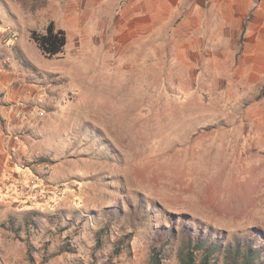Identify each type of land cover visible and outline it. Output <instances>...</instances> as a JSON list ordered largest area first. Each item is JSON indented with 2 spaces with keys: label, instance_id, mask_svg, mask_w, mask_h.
<instances>
[{
  "label": "rangeland",
  "instance_id": "374dc122",
  "mask_svg": "<svg viewBox=\"0 0 264 264\" xmlns=\"http://www.w3.org/2000/svg\"><path fill=\"white\" fill-rule=\"evenodd\" d=\"M11 1H0V67L33 73L44 99L21 133L38 188L18 204L38 215L7 218L0 264H152L155 247L163 264H183L184 230L217 242L207 264H232L236 242L264 256V56L243 55L254 42L201 39L173 0ZM60 2L87 5V22L101 4L102 34L80 40ZM7 11L23 15L17 30ZM49 20L68 37L55 58L31 39ZM146 25L166 37L149 51Z\"/></svg>",
  "mask_w": 264,
  "mask_h": 264
},
{
  "label": "crops",
  "instance_id": "0c3cea01",
  "mask_svg": "<svg viewBox=\"0 0 264 264\" xmlns=\"http://www.w3.org/2000/svg\"><path fill=\"white\" fill-rule=\"evenodd\" d=\"M4 1L12 2L11 0ZM168 1L170 0H142V4L147 10L160 9ZM173 2H176V6H179L180 12H186L182 23L190 26L192 33L195 31L201 35V39L211 41H237L243 39L247 42L251 41L254 42L253 45H244L243 55L264 56V48L261 45L264 41L263 0H173ZM60 4L65 11L73 9L74 13H70L69 20L72 23H78L77 34L80 40L87 38L96 40V35L100 36L102 34V22L99 18L101 16V4H99L97 11L94 10L92 22L89 20L87 22L88 11L90 12L87 5L83 4L79 8L61 2ZM12 6L14 9L17 8V5ZM75 10H79L78 15ZM5 15L7 22L13 28L23 23V15L19 12L10 15V12L7 11ZM147 15H149V12ZM19 17L22 20H19ZM147 25H149V19H147ZM159 25L160 22H158ZM109 26L111 38L117 40L118 24L110 21ZM131 28V24L128 26L124 23L121 25V32L127 33L128 30L131 31ZM7 31L12 33L11 30ZM9 36L10 34L7 35L8 38ZM143 38L146 41L147 51H149L150 40H166L164 30L161 33H151L149 26L143 31ZM9 40H12L11 37ZM28 76L35 77L31 72L0 67V254L2 255L7 247L4 227L7 218L14 215L15 212L22 211L21 209H28L27 212H29L32 207L28 204L25 206L26 208H19L18 199L23 197L20 193L13 192L17 191L15 183L19 180L34 183L32 176L34 170L29 165H21L20 155L30 147L31 139L21 133H24L28 127L33 126L31 120L35 117H31L34 115L31 114V107L44 99V86L38 80H28ZM25 199V203L32 200L31 196ZM3 258V261H6L5 257Z\"/></svg>",
  "mask_w": 264,
  "mask_h": 264
},
{
  "label": "trees",
  "instance_id": "16d2710c",
  "mask_svg": "<svg viewBox=\"0 0 264 264\" xmlns=\"http://www.w3.org/2000/svg\"><path fill=\"white\" fill-rule=\"evenodd\" d=\"M31 39L47 58L59 57V55L64 52L68 43L66 31L58 27L53 20L49 21L43 30H32ZM37 215L35 210H31L25 214V219L30 221V224H33ZM9 219L12 220L11 222L13 224L15 223L14 216H10ZM184 232L186 233L185 246L188 252L182 258L183 264H194V251L197 249L203 252L199 264H207L208 258L219 250L217 242H209L207 238L202 240L200 232L196 238L191 237V232L186 230H184ZM171 233H173V231ZM99 241L100 239L98 237L97 243H99ZM252 243L253 241H247L244 244H242V242H236V245L229 244L227 246V254L228 257L232 259V264H264L262 247L253 246ZM152 264H163L161 250L159 248H154Z\"/></svg>",
  "mask_w": 264,
  "mask_h": 264
},
{
  "label": "built area",
  "instance_id": "2783aa9c",
  "mask_svg": "<svg viewBox=\"0 0 264 264\" xmlns=\"http://www.w3.org/2000/svg\"><path fill=\"white\" fill-rule=\"evenodd\" d=\"M15 186L17 192L20 193L23 198L31 196V198L34 199L33 197L37 194L38 187L34 186L32 183H25L19 180L15 183Z\"/></svg>",
  "mask_w": 264,
  "mask_h": 264
}]
</instances>
